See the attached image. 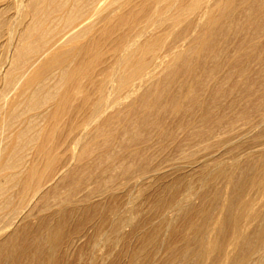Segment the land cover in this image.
Here are the masks:
<instances>
[{
    "label": "bare ground",
    "instance_id": "1",
    "mask_svg": "<svg viewBox=\"0 0 264 264\" xmlns=\"http://www.w3.org/2000/svg\"><path fill=\"white\" fill-rule=\"evenodd\" d=\"M235 1L237 0H137L136 1L137 3L136 2L133 3V0H0V238H1L0 258L3 257L6 258L7 256L9 257V255L10 254L12 255L15 251L14 243H15V239L17 238L16 234L17 232H19V230L18 228H16V231H11V232L9 231L14 230V227L16 225L22 224V221L24 223L25 220L29 218L30 214L22 215L23 213H21L23 209H25L24 206L29 203H32L33 199L37 196L39 191L45 185L49 183L51 184V182H53V180H55L58 176L60 177L64 175V173H67L71 163L76 162V160L78 159L80 160L84 156H86L87 147H88V146L86 147L88 143V142L86 143V141L88 140V138L89 139L91 138L94 132L95 134L93 137L94 138L93 143L94 141L95 143H97L98 138L103 139V137H104V141L100 140L98 141V143L101 142L100 144H102L103 142L105 143V141L106 142L108 141V138L106 140V137L103 136L102 133L100 135V137L102 138L98 137L99 136L98 134L96 135L98 131H101L99 127H100V123L103 120L105 121L102 122V125L106 124L107 126H109L108 123L111 121L110 118L114 114H111V116L108 117L107 114L110 113L108 110L110 109L115 110L114 112L116 113V117H114L115 115L112 116L114 119V118H118L117 115L121 116V113L125 115L128 112V110L132 112L134 107L133 108L131 107L134 106L135 103L142 104V108H143V104L144 106H146L144 103L145 101H147L146 103L148 104L150 101L154 102L157 99L156 94L158 92L156 87L157 84H155L154 82L155 78H158L156 79L157 81L160 79L159 77L164 75V73L166 74L172 73L173 69L176 68V64H178L179 61L185 62L184 64L188 63L187 61L184 60L185 49H198L197 50L198 53L202 49H204L206 44L208 43L206 41L207 38L206 37L204 38V35L206 36V34L209 32H210L209 34H211L214 28L218 26L216 24L221 19L226 18V16L234 7ZM239 6L238 8L241 9L240 13L243 14V16L244 14L246 15V18H248L246 20H249L248 21L249 24L250 22L252 23V27H249V29L254 27L255 30L253 31H256L258 29L263 28L262 32L264 35V23L261 22L262 19L264 18V0H242L241 2L239 1ZM10 10L12 11L11 15L8 14V11ZM254 11L262 13L263 17H260V19L255 18L254 20L250 19L252 17V16L250 17L251 12ZM217 28L216 30H218ZM222 31H224L223 28H220L218 30V33L220 34ZM210 37L212 38V36ZM170 39L172 40L171 42L173 43L170 46H167L169 45L168 43L170 42ZM167 40H169V42L166 45ZM259 40H261V38ZM165 46L166 48L167 47L168 48L166 49ZM164 48L166 49L165 51ZM88 49L90 50L99 49V50L98 51L96 50V52L92 51L91 53L93 54L89 53L88 55V52L90 51ZM86 50H87V55L90 56V58L93 56L91 59L89 58L90 60H87V62H85L86 59H83L82 56L85 54ZM109 50L112 51L111 53H109L110 55L107 54L108 52H110ZM248 50L249 49H247L246 51ZM239 52H243V51L240 49ZM245 53L247 55V52ZM106 55H109V57H107ZM248 57H250V54ZM82 59L85 62V65L84 64L82 65L81 62ZM249 59L251 60V58ZM106 60H107V66L109 65V68L107 70L105 67L104 69L101 68V66H99L101 64L104 65L106 63ZM181 65H179V67L177 68L178 70L179 68L181 69L180 67ZM216 65L219 66L218 62L216 63ZM245 65L247 64L245 63ZM175 70L176 69H174V71ZM161 73L162 75L160 76L159 74ZM186 73L193 74V66L189 67L187 65ZM227 74H230V72ZM217 77L221 78L220 75ZM217 77H213L212 74H208L207 80L205 81L204 79L206 84L207 81L209 82L208 85L204 87V84L201 83V85L203 86L202 89L208 90L210 91V93H212L210 94L212 95L211 100L212 98H214L213 94L217 93V89H218L216 87L218 86L217 84L221 81V80L219 81ZM226 78L228 79L229 75ZM242 78L244 77L242 76ZM193 80L197 84L199 83L200 78H198V76H195ZM238 82L240 83V81ZM220 84L219 86L221 88ZM241 86H243V84ZM87 87H92V88L87 89ZM244 88L245 87H243V89ZM89 89L92 91H88ZM254 89H256V87ZM220 90H221L219 91L220 93L225 92L222 89ZM181 91L182 88L180 90V93ZM183 91L186 92V93L184 92L181 93L184 94V97H182L181 95L183 99H181V97L180 98L178 97L181 100L177 99V101L179 100L182 103V101L185 100L184 98L188 97L190 101L189 99L188 100L186 99L187 101L186 100L185 101L187 102V104L190 105L188 106L185 105L187 107L183 109L181 103L179 105V103L176 102V104L172 105L171 102L174 101L172 100L170 102L171 103L170 105L172 106H170V110H169L170 117L177 116L178 114H183V116L191 115L192 118L190 119L192 120L189 119L190 121L186 123L185 121L178 122V124L175 126L176 127L175 133L177 134L176 129L178 131L180 130L179 132L180 136L177 137L176 135L175 138L172 137V133H173L172 130L171 131L169 130L170 132H172L169 133V131H165L163 126L158 128L156 127L155 128L156 131H154V137L157 138L156 140L159 139L158 145L161 146L160 148H158V150L162 151L161 148L172 150L175 156H177L176 155L177 153L178 155L180 154V156L177 157L178 160L180 159L182 161L183 160L188 161V163L189 162L193 163L192 161L193 156L191 155L193 152L191 153L189 151L190 153L187 154L183 153L184 151L183 148L185 146L186 147L188 146L189 141H193L197 144H202L203 149L205 151H209L213 146L212 145L213 141L211 142V140L215 139V137L217 138L219 134L222 136L221 138L222 140L216 142V147H217V143L221 145L230 144L232 145V147H236L238 144L236 143L235 145L234 143L235 141L232 142V139H233V135H235V132L237 135L238 130L235 131V128L238 127L239 124L238 125L236 124L237 125L236 127H233V124L235 126L234 122L238 121L239 119L243 121L244 124L242 123V126H244V129L247 128V132L248 130L253 131V129H256L257 127L260 128V126H263L264 128V100L262 101V99H260L262 102L260 101V103H258L259 105L253 104L254 107L251 106L252 112L254 111L257 116V118L254 117V119L256 118L255 120H252L250 118L252 115L250 116L249 114L251 113L248 114V112H246V114H242L240 112L241 115L238 114L240 117L234 120H226L224 119L226 118V116L222 117L224 115V114L222 115L223 112L220 113L222 115L221 116L219 114L212 113L213 110L210 106L208 105L202 106V102L206 101V99L204 98L205 100H203V98L202 99L200 98V101L197 100L198 98L197 96L196 98L195 95H191L190 87ZM247 91H245L246 94L248 93ZM205 93L207 92L205 91ZM158 94L160 95L162 93H158ZM224 94L225 93H222V96H224ZM251 94L252 92L250 93V95ZM166 96L168 97L169 94L166 93ZM172 96H176V95L173 94ZM261 97L262 96H260V98ZM172 99H176V98H172ZM216 99L217 98H215V100ZM157 102L158 100L155 101L156 104ZM160 102L161 101L159 100V105ZM215 102L217 104V100ZM155 103L153 106H151L152 108L150 107L151 108L150 112L149 110L147 111L148 113H153V115L156 114L155 118H152L153 116L152 114H150L151 116L148 114V116H150L152 120L154 119L153 121H151L152 123L147 121L148 116L147 117L144 116L145 118L144 117L138 118L139 120L136 119L137 116L135 118L132 117L135 120H138L137 122H135V124L133 123V126H131L132 131H133V127L135 128V132L133 131L130 133V130L129 132L128 130H126L127 127L129 128L128 121L126 124L127 127L126 126L124 127V125L122 124V122L124 123V121L127 120L126 118L131 113L130 112H129L130 114L127 113L125 117H123L125 119L122 118L124 120V121L122 120L121 122V125L124 128V131L122 132H124L126 136H127L126 133L130 135L126 139L123 136L124 140L121 141L120 144L121 147H126L127 149L129 148L128 145H130L131 143L134 144V141H135V145L136 142L138 143L139 141H141L140 145L142 146L134 147L131 150H126L124 154L115 156V158L120 157L119 159H123V160L126 158L127 162L118 163L115 165H112L111 163L108 169H106L102 173L104 174L108 172L109 175L105 174L106 176L104 175L102 176L101 174L99 176L101 179L99 181L101 183L99 182L100 185L97 184L98 186H96L95 188L90 187V184L86 182L88 180L86 181L82 180L83 182L85 181L82 188H80L79 186L75 187V185L73 188H78L79 190L70 188L73 189V191L69 190L70 192L73 193V194L71 193V198L61 201V203L58 202L59 200L57 201L56 198H54L57 202H53L56 203L55 205H53V207L54 206L58 207L59 211L57 209L56 213L53 212L55 213L53 214V216L55 215L53 218L59 216V214H61V216L63 217L62 213L65 210H67L68 207H71L72 212L76 210L78 213L80 212L83 215L85 214L89 215L88 212L93 211L90 210L91 206H89V204L91 203L92 200L95 199V197L96 198L101 197L102 199V197L105 196L106 198L108 196L110 198L113 197L114 194L122 191L125 187H130L131 189L132 188L135 189L136 196L134 195V196H130V198H127V200L125 201L126 204L123 208H114L115 205L113 206L111 205L114 208L112 209L113 211L110 210V212L111 211L113 212L112 214L113 216H111L112 223L110 225L111 233L108 234L109 232H107V234L108 236H110L111 234L112 236L114 235L113 236L115 238L114 244L117 245L120 242V240L123 238L122 231L125 227L134 226L135 228L133 222L134 219H136V217H133L134 215H132L133 207L132 206L129 207L128 205L130 204L133 205L137 197L139 198L140 195L143 196V194L146 193L147 188L150 190L151 185L152 186L157 185L158 182L163 178L161 176V174L164 173L163 169L164 170L168 169L165 166L164 168L163 165L165 163L167 164L168 162L174 160L172 158L167 157L169 153L166 155L165 151H163V154H165L166 156L160 154L161 152L159 153L160 154L159 156H157L156 154L150 155L152 151H150V154H148L149 149L152 150L151 145L153 144L151 143H155L154 142L155 139L152 140L154 138L152 135L148 136L150 133L149 134L146 133L147 136L146 138L145 132L143 133L142 131H147L146 128H149L155 122L160 120L157 114L163 109L164 111L167 109V105H165L166 107L165 109L163 104H162L163 106H159L158 104L156 105ZM204 103L205 102H203V104ZM164 104H166V101L164 102ZM196 106L200 110L199 114H197L199 111L195 112L198 110V109L195 110ZM147 107L149 106L147 105ZM159 108H161L162 110H160ZM215 110L218 111V108H216V106H215ZM215 110L214 112H216ZM85 111L88 112L84 113ZM124 111L126 112L125 114L123 113ZM141 112H146V110ZM64 113L70 114V116H72L71 114H73L74 119L68 125V130L67 133H65L66 134L65 138L63 139L61 144L58 143V146L60 144L61 146L59 147L62 148H64L63 146L66 145L65 147L67 150L65 151L66 152L65 155L64 153L62 154V157L65 156L63 157L64 162L57 165L54 163V161L56 160L55 157H57L56 154L59 155V152L55 153V155L52 153V150L54 151V146L52 145L53 142L55 143L57 142L55 141V139L57 138L54 139V137H51L52 135L53 136L55 135L53 134L54 132L52 133V135L51 133L50 134L47 133L56 130L57 127L62 126V125L59 126V119L61 116H63ZM146 113L144 115H146ZM161 113L162 112H160L159 115ZM141 114L142 113H140V115ZM105 115H107L106 116L107 119L106 117L104 118ZM238 115H236V117ZM184 117L183 120L185 119ZM233 117L234 116H232V119ZM56 118H58V120H55ZM77 118L80 119L81 121L77 120ZM53 119L55 120L54 124H53ZM51 120L52 123L49 122ZM68 120H70V118ZM135 120L131 119V121H135ZM148 120L150 121L149 118ZM193 123L198 124V126L202 128H196L195 126L193 127L192 126ZM51 124H53V126ZM49 125L50 127H48ZM242 126L239 127L240 130H244L242 129ZM232 128L235 132L231 131ZM137 129L142 130L141 133L138 132ZM76 130L80 132L79 133L77 132L76 133L77 135H73L74 132H76ZM256 131L259 132V130ZM240 132L243 133L242 131ZM240 132H238V134ZM231 133H233V135H231ZM244 135H246L245 130H244ZM260 136L258 137L262 138ZM143 137L145 138L143 139ZM163 138L165 141L168 140L167 144L169 143V145H166L165 148L163 145L159 143V141H161V139ZM237 139L240 140L241 137L239 138L237 137ZM253 140H255V138ZM253 140L252 142H254ZM257 140H255L254 143H259L258 145L256 144L259 148L256 146L258 149L257 150L255 149L256 152H254V154L259 153V155L257 156L258 160L256 159L257 157L255 158V161L257 160V162L255 163L254 161L255 164L252 165L253 167L250 168L251 169L250 172L253 173V176L251 175L249 176H251L252 178L250 177L251 179L250 180L248 179L249 182L247 181L246 178H244L245 181H247L246 182L247 184L244 182V185L242 184L241 187L240 186L236 187L235 189L238 188L239 191L238 193L237 192L235 193V190H233L234 195L237 194L236 200L230 201L227 198H225V196H222V193L218 191L215 192L214 198L212 197V195L210 196L213 198V200L216 199L217 201H219V206H217L219 207L218 216L216 217L217 213L214 214L216 219L215 221H212L214 222V224L212 223V226H209L210 224L207 226L204 225L205 221H207V219L210 217L209 216L207 219L205 217L206 215L208 216L209 214H211V213L207 214L209 211H206V215L204 214L205 216L202 213V215L204 216L202 218L206 219L204 221L202 220L203 221L202 227L200 226L201 223L200 225L198 223L197 227L193 226L192 223H189L190 224L189 228L190 229L192 227L197 228L196 231L200 234L199 235L200 237L198 238V235L195 233L198 238L197 240L198 244L196 242L197 238H195V236L194 237L190 236L191 238L188 237L189 239L192 240L194 238L197 248L192 247L193 250L191 251V248L189 250L190 246L187 244L186 245L187 247L183 246L184 249L180 250L181 251L180 253H177L175 251V254L176 253H177L176 255L179 254L181 258V262L180 263L177 262V264H190V263L191 264H264V148H263L264 140L260 139L259 140L260 142L259 141L256 142ZM247 141L246 143H248ZM156 144L157 141L155 145ZM59 147H57L55 151L59 150L58 149ZM62 148H60V150H62ZM190 149L192 148L190 147ZM203 149L200 148L201 151L199 149L197 150L199 151L198 155L200 152H201L200 154L202 155V152L204 151ZM224 149L222 152H224ZM228 149L225 150L228 151ZM240 149L242 150L243 148H241L240 146L239 150ZM186 150H188V148H186ZM193 150L194 152L196 151L195 149ZM236 150L234 151V153L236 152ZM243 150H242L243 153L240 151V153L242 154L239 155V157L236 158L234 161L230 158L232 162L229 163L230 165L228 164L229 167H223L222 162L224 161L222 160H220L222 161L221 162L222 165L219 164L218 162L214 163L212 169L203 168V166L201 167L202 163L199 164L200 169L199 167L198 169L201 171L202 174V176H199V178L201 177L203 178L201 179V181H203L204 184L207 182H209L210 184L212 182L215 185L218 180H221L224 182L225 188H229L232 182L235 184L236 181L235 182L233 181V176L234 173L239 168V160L241 159V161L246 162L250 158L252 159L253 157V155L250 154L251 152L249 151L244 152ZM152 153H154V151ZM240 153L236 152L235 155H238ZM250 155L251 157L249 158ZM198 157L199 158L203 157V159L206 158L204 157V154L201 157L200 155L197 156V158ZM232 158H235L234 155ZM104 159H108V156L106 154ZM216 161L218 160H215L214 162ZM247 163L249 164V162H246L244 163V165H246ZM40 165L43 166L42 170L38 169ZM169 165H167V167ZM176 166L175 168H177ZM190 167L188 169H190ZM178 168L179 169L177 171H179L178 172L179 174L181 171L180 169L181 167L178 166ZM172 169L174 170V167ZM169 170L170 169H168L167 171ZM39 172H41L40 178L37 180V183H35L36 185L33 186L32 183L34 182V179L39 174ZM191 175H193V173H191ZM249 176L247 177L249 178ZM178 177H180L181 179V177L184 176L179 174ZM187 180L188 179L186 178V181ZM146 182H149V185L147 184L148 185L147 187H146ZM187 182H188L187 183L188 186V184L191 183V181L190 182L187 181ZM238 182L239 181H237V183ZM160 183L162 184L163 182ZM77 185L78 183L76 184V186ZM192 187L193 186H191V188L190 186L185 187L187 188L185 189V193H183L184 190L182 189L183 194L181 195L182 196L181 198L179 197L178 199V197L175 196L177 199H175L174 197L175 200H173L174 194H172L171 195L172 199L170 198L171 201L168 200L169 202L164 203L165 211L162 213L163 217H161L162 218L161 220L164 222V224L167 223V225H169L168 219L169 220L173 219L172 217L176 213H180L185 207L188 206L190 208L192 203L191 198L195 195L197 197L196 194L197 192L193 193L192 190L194 189V187L193 189ZM126 191L129 192L128 188L127 190H125V192ZM212 198H210L211 200L210 199L209 200L212 201ZM97 205L98 204H94L93 208L95 209ZM102 205L103 204H101V206ZM61 216H59L60 218H56L58 220L56 221L54 220L56 223L55 225H49L51 222L48 224L46 223L51 218L50 219L47 218L48 219L47 220L46 216L43 218L40 217L41 222H37V223H40L42 225V227L40 228L42 230V233H39V235H41V239L38 240L37 242H33L34 238L32 236L28 237V238H32L31 241L33 243L29 242L28 240L30 239H28L26 242L32 244L30 246L27 243L26 246L28 247L29 245V248L32 249L29 254L31 256L30 259L36 264H58L57 252H60L58 249L61 248L60 244H62L63 242L64 245L61 255L63 256L67 255L69 257L70 254H71L70 256H72L73 254L72 252L74 251L73 247L75 245L73 246V243L75 242L76 244V241L78 242V240H81L83 239L84 236H86L85 235L86 232H83L81 228H78L80 225L78 224V221L81 220V218L79 219V217H77L79 219V220L76 219L78 227L77 226L73 227L75 230L73 229V231L68 232V234L64 232L65 234H67L66 238H64L65 236V234L63 233L64 227L62 226L64 221L61 219ZM158 216H160V214H158ZM103 219L100 220L103 221ZM105 219L107 220V218ZM210 219L211 217L208 219V221ZM66 220L68 221V219ZM84 221L86 220H83V223ZM79 222L81 223V221ZM163 222H160L161 223L160 228L162 225H164ZM225 223H227V231L225 230L227 233L223 235L222 231H224V229L226 228L225 227L223 228L222 226H226ZM97 224H95L94 226L95 229L93 228L94 233L97 231V226L98 228L101 227L100 224H99L100 226ZM253 226L254 228L251 229ZM139 231H141V229H139ZM20 233H18V235H21ZM24 234L25 233H23V236ZM95 237L96 235L92 233L90 239L88 238V242H87L88 252L89 254L92 255L96 250V247L98 248L99 243L103 241V238L105 239L104 242L108 239V237L104 235V237L100 238L98 241L97 240L95 241L94 240ZM183 238H187V237H183ZM25 240L24 243L22 242L24 244L23 246H25ZM153 240L154 238H151L148 243H152ZM109 241L110 240L108 239L106 242ZM15 245L18 246L17 241ZM180 245L178 247H180ZM9 246H11L10 251L12 252L10 254L7 252ZM16 252H18V250H16ZM170 253L174 255V252L172 253L171 251ZM173 255H171L172 258L169 255V258L172 261L176 259ZM100 258L103 259L102 255ZM21 259H23L22 256ZM17 260L19 261V259ZM170 260L168 259V262ZM10 261H12V259ZM31 261L29 260V262ZM172 261H170L169 263H171ZM100 263L102 264L104 263V261ZM11 264L13 263L11 262ZM16 264L18 263L16 262ZM20 264H22V262ZM25 264H27V261Z\"/></svg>",
    "mask_w": 264,
    "mask_h": 264
},
{
    "label": "rangeland",
    "instance_id": "2",
    "mask_svg": "<svg viewBox=\"0 0 264 264\" xmlns=\"http://www.w3.org/2000/svg\"><path fill=\"white\" fill-rule=\"evenodd\" d=\"M137 1V0H136ZM136 1H134L133 0V3H135ZM239 1L241 2L242 0H237V1H235V3H234V7L232 8V10L229 12V14L226 16V18H224V19H221L216 25H218V26H216L215 28H214V30L211 32V34H209V33H205L206 34V36L204 35V38L206 37L207 38V44H206V46H205V48L204 49H202L199 53L197 52V50L198 49H185V53H184V60L185 61H187L188 63H186V64H184L185 62H178V64H176V68H174V69H176L175 71L176 72H178V73H176L175 71H174V69H173V71H172V73H168V74H166V73H164V71H163V73H164V75L163 76H161L162 75V73L161 74H159L161 77H159L160 79L159 80H157L156 81V79H158V78H155V80H154V82H155V84H157V90H158V92H157V94H156V100L155 101H157L158 100V102H157V104L159 105V100L161 101L160 102V105L159 106H163L164 105V107H165V105H167V109H166V107H165V111H164V109L162 110L161 108H159L160 110H162V111H160V112H162L160 115H159V113L157 114L158 116H159V118H160V120H158L157 122H155L153 125H151L149 128H146L147 129V131H142V130H138V132H140L141 133V131L144 133L145 132V137L147 138V136H146V133L147 134H149L148 136H153L154 137V131H156L155 130V128L157 127H161V126H163L164 127V129H165V131H171L172 130V132H170L169 131V133H172V137H174L175 138V136L177 135V137L178 136H180V130L178 131L177 129H176V132H177V134L175 133V126L178 124V122L179 121H182V122H184L185 121V123L186 122H188V121H190V120H192V119H190V118H192L191 117V115H189V116H183V114H178L177 116H173V117H170V113H169V110H170V106H172V105H174V104H176V102L177 103H179V105H180V101L179 100H181V99H183L182 97H184V94H181V93H183L184 91L183 90H186V89H188L189 87L191 88V95H195V97L197 98V100H199L200 101V98L202 99L203 98V100H205L206 99V101H203V100H201V101H203V102H205L204 104H203V102H202V106H210L211 108H212V110H213V112L212 113H216V114H219V115H221L220 113H222V117H224V116H226V118H224V119H226V120H234V119H236V118H238V117H240L239 115H241V113L242 114H246V112H248V114L249 113H251V114H249L251 117V119L252 120H255L256 118H257V116H256V114H255V112L253 111L252 112V107H254V105L255 104H258V103H260V99H262V101L264 100V35H263V32H262V30H263V28H261V29H258V30H256V31H253V30H255L254 29V27L253 28H250L249 29V27H252V23L250 22V24H249V20H246V19H248V18H246V15L244 14V16H243V14H241L240 13V8H238V6H239ZM137 3V2H136ZM240 7V6H239ZM11 13H12V11L10 10V11H8V14L9 15H11ZM219 15V14H218ZM254 15V16H253ZM248 16V15H247ZM252 16V17H251ZM249 17V16H248ZM251 17V18H250ZM250 19H260V17H263V15H262V13H260V12H256V11H254V12H251V15H250ZM254 17V18H253ZM239 18V19H238ZM225 19H226V22H225ZM235 20V21H234ZM244 20H246V21H244ZM238 21H239V23H238ZM241 21V22H240ZM223 22V23H222ZM225 22V23H224ZM245 22V23H244ZM248 22V23H247ZM261 22H263L264 23V18L262 19V21ZM228 24V25H227ZM247 24V25H246ZM168 25V24H167ZM234 25V26H233ZM241 25V26H240ZM240 26V27H239ZM218 27V28H217ZM165 28V27H164ZM216 28L219 30L220 28H223V30L225 31H222L220 34L218 33V30H216ZM226 28V29H225ZM209 35V36H208ZM215 35V36H214ZM218 35V36H217ZM210 36H212V38L210 37ZM258 37H259V39L261 38V40H259L258 39ZM263 37V38H262ZM211 40V42H210V40ZM251 40V41H250ZM172 40L170 39V42H169V40H167V42H166V45H167V43L169 44V45H167V46H170L173 42H171ZM254 41V42H253ZM259 41V42H258ZM250 42V43H249ZM234 45V46H233ZM256 46V47H255ZM165 48H166V46H165ZM164 48V51L168 48H166L165 49ZM170 48V47H169ZM236 49H237V52H236ZM240 49L243 51V52H239L240 51ZM244 49V50H243ZM247 49H249L248 51H246ZM88 50H90V49H88ZM96 50L97 49H91L89 52H88V55H89V53H91L92 51L94 52H96ZM99 50V49H98ZM97 50V51H98ZM104 50V49H103ZM105 50H108V49H105ZM110 52H108L107 54H109V53H111L112 51L111 50H109ZM245 52H247V55H246V53ZM249 52V53H248ZM91 54H93V53H91ZM249 54H250V57H248L249 56ZM252 54V55H251ZM87 55V50H86V52H85V54L84 55H82L83 56V59H86L85 60V62H87V60H90L91 58H90V56H88ZM110 55V54H109ZM109 55H106L107 57H109ZM246 55V56H245ZM88 57V58H87ZM106 57V58H107ZM248 57V58H247ZM256 57V58H255ZM90 58V59H89ZM233 58V59H232ZM249 58H251V60L249 59ZM262 60H260V59ZM83 59L81 60V62H82V65L84 64L85 65V62L83 61ZM231 59V60H230ZM247 59V60H246ZM254 59V60H253ZM260 61H259V60ZM245 60H246V62H245ZM244 61V62H243ZM257 61V62H256ZM218 62V65L219 66H217L216 65V63ZM230 62V63H229ZM248 62V63H247ZM109 63V62H108ZM232 63V64H231ZM245 63L247 64V65H245ZM110 64V63H109ZM181 64H183V65H181ZM263 64V65H262ZM105 65V66H104ZM104 65H99V66H101V68H106V70L109 68V65L107 66V60H106V63L104 64ZM179 65H181L180 67H181V69L179 68V70L177 69L178 67H179ZM187 65L190 67H192L193 66V74H189V73H186V68H187ZM104 68V69H105ZM234 70H236V71H234ZM247 72H246V71ZM231 71H233V72H231ZM174 72H175V74H174ZM230 72V74H227V73H229ZM208 74H212L213 75V77H217V76H219L220 75V77L221 78H219V77H217L218 79H219V83L217 84L218 86H216L217 88V93L215 94H213V96H214V98H212V100H211V97H212V95H210V94H212V93H210V91H208V90H204V89H202V85H201V83H203L204 84V87L206 86V85H208V81H207V84H206V80H207V77H208ZM233 74V75H232ZM158 75V76H159ZM223 75V76H222ZM229 75V78L227 79L226 77ZM157 76V77H158ZM195 76H198V78H200V80H199V83H197L196 84V82L193 80L194 79V77ZM226 76V77H225ZM242 76L244 77V78H242ZM223 77V78H222ZM251 77V78H250ZM242 78V79H241ZM247 78V79H246ZM204 79H205V81H204ZM223 79V80H222ZM203 80V81H202ZM223 81V82H222ZM238 81H240V83L238 82ZM245 81V82H244ZM255 81H256V84H255ZM222 82V83H221ZM243 82V83H242ZM221 83V84H220ZM235 83H237V84H235ZM245 83V84H244ZM249 83V84H248ZM250 83H251V86H250ZM219 84L221 85V88H220V86H219ZM239 84V85H238ZM243 84V86H241ZM258 84V85H257ZM222 85H223V87H222ZM235 85H237V86H235ZM260 85H262V86H260ZM234 86H235V88H234ZM249 86V87H248ZM182 88V91H181V93H180V90H181V88ZM233 87V88H232ZM236 87H238V88H236ZM241 87V88H240ZM243 87H245L244 89H243ZM251 87V88H250ZM256 87V89H254ZM88 88H92V87H87V89ZM222 89L223 91H225V92H219V91H221L220 89ZM224 88H225V90H224ZM250 89V90H248V89ZM260 88V89H259ZM237 89H239V90H237ZM242 89V90H241ZM228 90H230V91H228ZM248 90V91H247ZM88 91H92V90H88ZM205 91L207 92V93H205ZM232 91H233V93H232ZM245 91H247L248 93V96H247V94H246V92ZM229 92V93H228ZM252 92V94L250 95V93ZM255 92V93H254ZM91 93V92H90ZM158 93H162V94H158ZM166 93H168L169 94V96L167 97L166 96ZM184 93H186V92H184ZM209 93V94H208ZM222 93H225L224 94V96H222ZM227 93V94H226ZM231 93V94H230ZM173 94H175L176 96H172ZM180 94V95H179ZM158 95H159V97H158ZM181 95H182V97H181ZM216 95V96H215ZM260 96H262L261 98H260ZM181 97V99H179V98ZM210 97V98H209ZM219 97H220V99H219ZM162 98V99H161ZM172 98H176V99H172ZM205 98V99H204ZM215 98H217L216 100H217V104H216V100H215ZM171 99V100H170ZM177 99H179L178 101H177ZM185 100L187 99H189L188 97H185L184 98ZM153 100V99H152ZM170 100V101H169ZM172 100H174V101H172ZM182 101V103H181V105L183 106V109L184 108H186L188 105H190V104H187V100L186 101ZM215 100V101H214ZM155 101L153 102V101H150L149 102V104L148 103H146L147 101H145L144 103H145V105L146 106H144V104H143V108H142V104H140V103H135L134 104V106H132L131 108H133V111L131 112V111H129L128 110V112L127 113H129L130 115L126 118L127 120H123V119H125V118H123V117H125V115L127 114L125 111L123 112L125 115H123L122 113H121V116L120 115H117V117L118 118H114L113 119V117L112 116H114V117H116V113L114 112L115 110L114 109H110V110H108L110 113H108L107 115H108V117L109 116H111V114H114V115H112L111 116V121H112V123H111V121L108 123V125L109 126H107L106 124H104V125H102V122L103 121H105V120H103L101 123H100V127H99V129L101 130V131H98L97 133H96V135L98 134L99 136L98 137H100V135H101V133H102V135L103 136H105L106 137V140H107V138H108V143L105 141V143L103 142L102 144H100V143H98V141H104V137H103V139H99L98 138V141H97V143H95V141H94V143H93V137H94V134H95V132H94V134H92V136H91V138L89 139L88 138V140L86 141V143H87V145H86V147H87V154H86V156H84L82 159H78V160H76V162H73V163H71V165H70V168H69V170H68V172L67 173H64V175H62V176H58L55 180H53V182H51V184L49 183V184H47V185H45L40 191H39V193L37 194V196L33 199V201H32V203H29V204H27V205H25L24 206V208L25 209H23V211L21 212V213H23L22 215H29L30 214V216H29V218H27L26 220H25V224L23 223V221H22V224H19V225H16L15 227H14V230H10L9 232H11V231H16V228H18V230H19V232H17V238L15 239V243H16V241H17V243H18V246H16L15 245V243H14V246H15V251H14V253L11 255L10 253H12L11 251H10V247L11 246H9V248L7 249V252L10 254L9 255V257L7 256L6 258H4L3 256H1V257H3V258H0V261H2V262H0V264L2 263V264H11V262L13 263V264H16V262L18 263V264H20L21 262H22V264H25L26 263V261H27V264H36L35 262H33V261H31V259H30V252H31V248H29V245L31 246V244L33 243V242H37L38 240H40L41 239V235H39V233H42V230L40 229L41 227H42V225L40 224V223H37V222H41V219H40V217L41 218H43V217H45L46 216V219L48 218V219H50L49 221H47L46 223L48 224V223H50L49 225H55L56 223H55V221L56 220H58V219H56V218H60L59 216H61V214H59V216H56L55 218H53L54 216H53V214H55L56 213V211H57V209H58V211H59V208L58 207H56V206H54L53 207V205H55L56 203H53V202H57L58 200V202L59 203H61V201H64V200H67V199H69V198H71V193L72 192H70L71 190L73 191V189H78V188H73L74 187V185H75V187H80V188H82L83 187V185H84V182L86 181V180H88V181H86V182H88V184H90V187H92V188H95L96 186H98L97 184H99L100 185V181L99 180H101L100 179V175L106 170V169H108V167L110 166V164L112 163V165H115V164H118V163H126L127 161V159L125 158L124 160L123 159H119L120 157H116L115 158V156H119V155H121V154H124V152H126V150H131V149H133L134 147H140V146H142V145H140L141 144V141H139L138 143L136 142V145H135V141H134V144L133 143H131L130 145H128L129 146V148H127L126 149V147H121V141H123L124 139H123V136L125 137V139L126 138H128V136L130 135V134H128V133H126L127 134V136L125 135V133L124 132H122V131H124V128H123V126L121 125V122H122V120L124 121V123L122 122V124L124 125V127L126 126L127 127V121H128V125H129V128L127 127V129L126 130H128V132H129V130H130V133L131 132H135V128L133 127V131H132V127L131 126H133V123L135 124V122H137L139 119L138 118H142V117H147L148 116V114L150 115V114H152L153 115V113H148L147 111L149 110V112H150V110H151V106H153L154 105V103H155ZM166 101V104H164V102ZM167 101H169V102H167ZM172 101V102H171ZM189 101H190V99H189ZM188 101V102H189ZM214 101V102H213ZM235 101V102H234ZM261 101V102H262ZM172 103V105H170L171 103ZM173 102H175V103H173ZM168 103V104H167ZM183 103H186V104H183ZM190 103V102H189ZM213 103V104H212ZM231 103V104H230ZM156 104V103H155ZM156 104V105H157ZM163 104V105H162ZM235 104V105H234ZM254 104V105H253ZM139 105V106H138ZM140 105H141V108H140ZM147 105L149 106V107H147ZM185 105H187V106H185ZM216 106V108H218V111H216L215 110V106ZM218 105H219V107H218ZM259 105V104H258ZM136 106H138V107H136ZM252 106V107H251ZM136 107V108H135ZM151 107V108H150ZM146 108V109H145ZM148 108V109H147ZM150 108V109H149ZM181 108V107H180ZM195 108V107H194ZM214 108V109H213ZM220 108V109H219ZM221 108H222V110H221ZM225 108V109H224ZM249 108H251V109H249ZM143 109V110H142ZM182 109V108H181ZM198 109V110H197ZM130 110H132V109H130ZM139 110V111H138ZM144 110H146V112H141V111H144ZM194 110V109H193ZM195 110H197V111H195V112H198L197 114H199L200 113V110H199V108H197V106H196V108H195ZM214 110L216 111V112H214ZM221 110V111H220ZM249 110V111H248ZM89 111V110H88ZM88 111H85L84 113H87ZM127 111V110H126ZM225 111H226V113H225ZM114 112V113H113ZM218 112V113H217ZM241 112V113H240ZM244 112V113H243ZM137 113V114H136ZM140 113H142L141 115H143V116H141L140 115ZM146 113V115H144ZM66 116H65V115ZM63 114V116H61L60 117V119H59V126H61V127H57L58 128V130H57V128H56V130H54V131H50V132H48L47 134H50L51 133V135H52V133L53 134H55L54 136L52 135L51 137H54V139L55 138H57V139H55V141H57L56 143L55 142H53V145L52 146H54V151L52 150V153L55 155V153H58L59 152V155H57L56 154V156L57 157H55L56 158V160L54 161V163L55 164H61V163H63L64 162V158L63 157H65V156H63L62 157V154L64 153V155H65V151L67 150L66 149V145L65 146H63L64 148H62V147H59V146H61L60 144H61V142L63 141V139L65 138V136H66V134L65 133H67V130H68V125H69V123L74 119V115L73 114H71L72 116H70V114H66V113H64ZM132 114H134V115H132ZM193 114V113H192ZM195 114V113H194ZM230 114V115H229ZM238 115L237 117H236V115ZM254 114H255V116H254ZM258 114V113H257ZM67 115H68V117H67ZM86 115V114H85ZM107 115H105L104 116V118L107 116ZM123 115V116H122ZM155 115L156 114H154L153 116H152V118H155ZM214 115V114H213ZM137 116V118L136 119H138V120H135L134 118ZM140 116V117H139ZM151 116V115H150ZM150 116H148V118L150 119V121L148 120V118H147V121L148 122H150V123H152L151 121H153L152 120V118L150 117ZM232 116H234L233 117V119H232ZM81 117V116H80ZM120 117H121V119H120ZM132 117H134V118H132ZM144 117V118H145ZM178 117V118H177ZM183 117L185 118L184 120H183ZM254 117H256L255 119H254ZM70 118V120H68ZM79 118V117H78ZM77 118V120H79V121H81L80 119H78ZM82 118V117H81ZM123 118V119H122ZM129 118H131L132 120H135V121H131V119H129ZM143 118V119H144ZM172 118V119H171ZM174 118V119H173ZM106 119H107V117H106ZM130 121H129V120ZM190 119V120H189ZM55 120H58V118H56ZM55 120L53 119V124H54V122H55ZM78 121V122H79ZM145 121H146V119H145ZM241 120L239 119L238 121H236V122H234L235 123V126H234V124H233V127H236L238 124H239V126L238 127H236V128H238V129H236L235 128V131H237L238 130V132H240V131H242L243 133H239L238 134V132H237V135H236V132L233 130V128H232V130L231 131H233V132H235V135H233V133H231V135H233V139H232V142H234L235 143V145H236V143L238 144L236 147H232V145H230V144H219V143H217V147H216V142H218V141H221L222 139V136L219 134V136H217V138L215 137V139H213V140H211V142L213 143H211L213 146H212V148H211V150H209V151H205L204 149H203V145L202 144H197V143H195V142H193V141H189V143H188V146L186 147V148H188V150H186V148L184 147L183 148V153H185V154H187V153H192L191 155L193 156V163H194V165H193V163L192 162H189L188 163V161H185V160H178V158L177 157H179L180 156V154L178 155V153L176 154L177 156H175L174 155V152L172 151V150H168V149H162L161 148V150L162 151H159L158 150V148H160L161 146L160 145H158V140H156L157 138L156 137H154L152 140H154V142L156 143V141H157V144L155 145V143H151V144H153V145H151V147H152V150H150L149 149V152H148V154H150V151H154V153H152L151 152V154L150 155H157V156H159L160 154H163V151H165V154L167 155L168 153V156L167 157H169V158H172V159H174L173 161H171V162H168L167 164L165 163L164 165H163V167L165 166L166 168H168V169H170L169 171H167V170H164L163 169V171H164V173H162L161 174V176L163 177H161L162 179L158 182V184L157 185H151V188H150V190L147 188V190H146V193L145 194H143V196L142 195H140L139 196V198H141V199H139L138 197L136 198V200H135V205L133 204H130V205H128L129 207L130 206H132L133 208H132V215H134L133 217H136V219H134V222H133V224L135 225V228H134V226L133 227H131V226H128V227H125L124 229H123V231H122V239L120 240V242L117 244V245H115L114 244V240H115V238L112 236V234L110 235V236H108V234H110L111 232H110V225H111V223H112V217L111 216H113L112 214H113V210L112 209H114V208H123L124 206H125V204H126V200H127V198H130V196H134L135 195V193H136V191H135V189H131L130 187H125L122 191H120V192H118V193H116V194H114L113 195V197H106L105 198V196L104 197H102V199H101V197H98V198H96L95 197V199L94 200H92L91 201V203L89 204V206H91V208H90V210H93V211H89L88 212V214L89 215H83V214H81L80 212V214L76 211V210H74V212H72V209H71V207H68V209L67 210H65L63 213H62V215H63V217L61 216V219L66 223H64L63 222V233L65 232V233H67L68 234V232H72L73 231V227H78V225H77V220H79L80 218H81V220H79V221H81V223L78 221V224H80L79 225V227L78 228H81V230L83 231V232H86L85 233V235L86 236H84L83 237V239H81V240H78V242L76 241V244H75V242L73 243V249H74V251L72 252L73 254H72V256H70L69 255V257L67 256V255H65V256H63V255H61L62 254V250H63V247H64V245H63V242H62V244H60V247L62 248H58L59 249V251L60 252H57L58 253V264H101L100 262H102V261H104V263H102V264H171L172 262V264H177V262L178 263H180L181 262V258H180V256H179V254L178 255H176L177 253H180L181 251L180 250H183L184 248H183V246H186L187 244L190 246H188L189 247V250H190V248H191V251L193 250L192 249V247L193 248H197V246H196V244H195V240H194V238H193V240L192 239H189V238H191V237H194L195 236V238H197V235H198V238L200 237L199 235V233L196 231V229L197 228H195V227H197L198 226V223H199V225H200V223H201V227H202V223H203V221L204 220H206L209 216L211 217V219L209 220L210 221V223H209V221H208V219L210 218H208L207 219V221H205V224L204 225H209V226H212V223L214 224V222H212V221H215V219H216V217L218 216V211H219V207H217V206H219V201H217L216 199H214L213 200V198H214V194H215V192L216 191H218V192H221L222 193V196H225V198H227L228 200H236L237 199V194H235L234 195V191L233 190H235V193L237 192H239L238 191V188L237 189H235L236 187H241L242 186V184L244 185V182L246 183L247 181L249 182V180L252 178L251 176H253V173H251L250 171H251V167H253L252 165H254L256 162H257V160H258V155H259V153H255L254 154V152H256L255 151V149L257 150L259 147L257 146L259 143H254L255 142V140H257L259 137L258 136H260V137H262V138H264V131H262V130H264V128H263V126H260V128H256V129H253V131H254V133H253V131H249L248 130V132L250 133H248L247 132V128L246 129H244V126H242V123H243V121H241ZM50 123H52V120L51 121H49ZM114 122V123H113ZM176 123V124H175ZM53 124H51L52 126H53ZM131 124V125H130ZM237 124V125H236ZM244 124V123H243ZM106 125V126H105ZM242 126V129H244L245 130V134L246 135H244V130H240L239 129V127H241ZM192 126L194 127H196V128H202V127H200V126H198V124H192ZM48 127H50V125L48 126ZM262 127V128H261ZM122 128H123V130H122ZM137 128V127H136ZM49 130V129H48ZM189 130H192V129H189ZM240 130V131H239ZM256 130H259V132H257ZM56 131V132H55ZM78 131L76 130V132H74V134L73 135H77L76 133H77ZM80 132V131H79ZM78 132V133H79ZM100 132V133H99ZM127 132V131H126ZM137 132V131H136ZM252 132V133H251ZM261 132V133H260ZM124 133V134H123ZM142 133V134H143ZM263 133V134H262ZM259 134V135H258ZM95 135V136H96ZM241 135H244V136H241ZM257 135V136H256ZM48 136V135H47ZM50 136V135H49ZM144 136V135H143ZM235 136V137H234ZM245 136H248V137H245ZM97 137V136H96ZM145 137H143V139L145 138ZM171 137V138H172ZM237 137L239 138V137H241V139H243V140H238L237 139ZM242 137H244V138H242ZM254 139L255 138V140H253L252 138ZM100 138H102V137H100ZM121 138H122V140H121ZM149 138V137H148ZM152 138V137H151ZM246 138V139H245ZM262 138H259L256 142H258L260 139L261 140H264V139H262ZM48 139H49V137H48ZM96 139V138H95ZM166 139V138H165ZM218 139V140H217ZM163 140H164V138L163 139H161V141H159V143L161 144V145H163L164 146V148H165V146L166 145H169V143L167 144V142H168V140L167 141H165L164 140V142H163ZM249 143H246V141ZM252 140L254 141V142H252ZM237 141V142H236ZM243 141V142H242ZM153 142V141H152ZM260 142V141H259ZM58 143H60L59 144V146H58ZM166 143V144H165ZM195 143V144H194ZM214 143H215V145H214ZM233 143V144H234ZM55 144H56V146H55ZM257 144V145H256ZM234 145V146H235ZM250 145H251V147H250ZM223 146V147H222ZM240 146H241V148H243V149H245V150H243L244 152H247V151H249V152H251L250 154L251 155H253V157H252V159L250 158L251 157V155L249 156V160L248 161H246V162H249V164L247 163L246 165H244V163H246L245 161H241V159L239 160V168L238 169H240V170H238L237 169V171L234 173V176H233V181L235 182V184L232 182V184H231V186L229 187V188H225L224 187V182L223 181H221V180H218L217 181V183L216 182H214V183H216L215 185L211 182L210 184H209V182H207V183H205L204 184V182L203 181H201V179H203L202 177L201 178H199V176H202V174H201V171L199 170L200 169V166H199V164H201V167L203 166V168H207V169H212V167H213V165H214V163H219V164H221V162L222 161H224V162H222V164H223V167H229V163H231L232 162V160L234 161L236 158H238L239 157V155H241L243 152H242V150L240 149L239 150V148H240ZM258 148H257V147ZM56 147V148H55ZM57 147H59L58 149L59 150H57V151H55L56 149H57ZM190 147L192 148V149H190ZM250 147V148H249ZM60 148H62V150H60ZM154 148H157V149H154ZM200 148H202L203 150V152H202V155L199 153V155H200V157L201 156H203V154H204V157H206V158H204L205 159V161H207V162H205L204 161V159H203V157H201V158H197V156H199L198 155V152L199 151H197L198 149L200 150ZM218 148H219V150L220 149H222V150H218ZM228 149V151L227 150H225V149ZM231 148H232V150H231ZM236 148H237V150H236ZM253 148V149H252ZM264 148V147H263ZM53 149V148H52ZM193 149H195L196 151L195 152H197V153H195L194 152V150ZM223 149H224V152L225 151H227V152H222L223 151ZM186 150V151H185ZM236 150V152L238 153H240V151L242 152V153H240V154H238V155H235L236 154V152L234 153V151ZM251 150V151H250ZM252 150H254V151H252ZM190 151V152H189ZM201 151V150H200ZM218 151V152H217ZM234 153H232V152ZM161 152V153H160ZM208 152V153H207ZM160 153V154H159ZM206 153V154H205ZM210 153H211V155H210ZM216 153V154H215ZM218 153V154H217ZM105 154L108 156V159H104V157H105ZM165 154H163V155H165ZM207 154H208V156H207ZM165 155V156H166ZM197 155V156H196ZM206 155V156H205ZM213 155V156H212ZM215 155H216V157H215ZM233 155H234V157L235 158H232L233 157ZM104 156V157H103ZM212 156V157H211ZM232 156V157H231ZM101 157V158H100ZM208 157V158H207ZM215 157V158H214ZM257 157V158H256ZM212 158V159H211ZM232 160H231V159ZM255 158L257 159L256 161H255ZM176 159V160H175ZM191 159V158H190ZM100 160V161H99ZM188 160V159H187ZM209 160V161H208ZM215 160H218V161H216V162H214ZM220 160H222V161H220ZM231 160V161H230ZM210 161H211V163H210ZM220 161V162H219ZM241 161V162H240ZM254 161H255V163H254ZM93 162H95V163H93ZM173 162V163H172ZM174 162H175V164L177 165H175L174 164ZM183 162V163H182ZM186 162V163H185ZM169 163H170V165H169ZM90 164H91V166H90ZM95 164V165H94ZM98 164V165H97ZM172 164H173V166H172ZM192 164V165H191ZM221 164V165H222ZM229 164V165H228ZM41 165H43V164H41ZM40 165V167L38 168V169H40V170H42V168H43V166H41ZM167 165H169L168 167H167ZM187 165H188V167H187ZM190 165H191V167H190ZM195 165H196V168H195ZM248 165H251V166H248ZM81 166V167H80ZM96 166V167H95ZM175 166L177 167V168H175ZM178 166L179 167H181L180 169H181V171H180V173L179 174H181L182 176H184V177H181V179H180V177H178V172L179 171H177L179 168H178ZM186 166V167H185ZM193 166H194V168H193ZM85 167V168H84ZM89 167V168H88ZM164 167V168H165ZM174 167V170L172 169V168ZM184 167V168H183ZM190 167V169H188ZM198 167H199V169H198ZM186 168V169H185ZM194 169V170H192V169ZM172 169V170H171ZM202 169V168H201ZM72 170V171H71ZM88 170H89V173H88ZM70 171H71V174H70ZM167 171V172H166ZM175 171H177V172H175ZM184 173H183V172ZM241 171V172H240ZM197 172V173H196ZM239 172V173H238ZM248 172V173H247ZM110 173V172H109ZM176 173H177V175H176ZM191 173H193V175H191ZM199 173V174H198ZM241 173H243V174H241ZM68 174V175H67ZM70 174V175H69ZM108 174V172L107 173H104V174H102V176L104 175V176H106V175ZM173 174V175H172ZM195 174V175H194ZM246 174V175H245ZM40 175H41V172H39V174L35 177V179H34V182L32 183L33 184V186L34 185H36L35 183H37V180L40 178ZM72 175V176H71ZM109 175V174H108ZM164 175V176H163ZM172 175V176H171ZM196 175H198V176H196ZM244 175V176H243ZM249 175H251V176H249ZM67 178H66V177ZM88 176V177H87ZM174 176V177H173ZM246 176V177H245ZM247 176H249V178L247 177ZM236 177V178H235ZM251 177V178H250ZM185 178V179H184ZM186 178L188 179L187 181H191V183H189L188 184V186H190V188H191V186H193L194 187V189H193V187H192V189H190V190H192L193 191V193H196L197 194V197H196V195L195 196H193L192 198H191V206H190V208L187 206V207H185L180 213H176L172 218L173 219H171V220H169L168 219V222H169V225H167V223L166 224H164V222L161 220L162 218L161 217H163L162 216V213L165 211V208H164V206H165V204L164 203H167V202H169V201H171L170 200V198L172 199V194H174L173 195V200H175V199H177L176 197H178V199H179V197L181 198L182 196V194L183 193H185V189H187V188H185V187H188L187 186V181H186ZM244 178H246L247 179V181H245V179ZM90 179V180H89ZM193 179V180H192ZM235 179V180H234ZM249 179V180H248ZM82 180H85L84 182L82 181ZM198 180V181H197ZM244 180V181H243ZM76 181H77V183H78V185L76 186ZM182 181V182H181ZM221 181V182H220ZM237 181H239L238 183H237ZM80 182V183H79ZM90 182V183H89ZM100 182V183H99ZM160 182H163L162 184L160 183ZM165 182V183H164ZM185 182H186V184H185ZM193 182V183H192ZM242 182V183H241ZM75 183V184H74ZM160 183V184H159ZM179 183V184H178ZM203 183V184H202ZM149 185V182H146V187ZM247 184V183H246ZM245 184V185H246ZM223 185V186H222ZM159 186V187H158ZM163 186V187H162ZM218 186V187H217ZM170 187V188H169ZM70 188H73V189H70ZM127 188H128V191L129 192H125V190H127ZM164 188V189H163ZM210 188V189H209ZM131 191H130V190ZM184 191H183V190ZM215 191H214V190ZM217 189V190H216ZM223 189V190H222ZM227 189V190H226ZM70 190V191H69ZM79 190V189H78ZM201 190H203V191H201ZM208 190V191H207ZM182 191H183V193H182ZM192 191H190V192H192ZM70 192V193H69ZM200 192H201V194H200ZM227 192V193H226ZM68 194V196H67V194ZM119 193H120V196H119ZM168 193V194H167ZM199 193V194H198ZM212 193V194H211ZM73 194V193H72ZM118 194V195H117ZM131 194V195H130ZM205 194V195H204ZM229 194V195H228ZM166 195V196H165ZM209 195V196H208ZM212 195V197H210ZM136 196V195H135ZM176 196V197H175ZM203 196H204V198H203ZM174 197H175V199H174ZM199 197H200V199H199ZM207 197V198H206ZM212 198V201H210L211 199L210 198ZM54 198H56V200L54 199ZM100 198V199H99ZM195 198V199H194ZM107 199V200H106ZM109 199V200H108ZM116 201H115V200ZM123 199V200H122ZM144 199V200H143ZM210 199V200H209ZM122 200V201H121ZM158 202H157V201ZM169 200V201H168ZM209 200V201H208ZM216 200V201H215ZM101 201V202H100ZM162 201H164V202H162ZM203 201V202H202ZM217 202V203H215V202ZM97 202V203H96ZM102 202H104V203H102ZM162 204H161V203ZM203 204H202V203ZM206 202H207V204H206ZM211 202V203H210ZM53 203V204H52ZM92 203H93V205H92ZM99 203H101V204H103L102 206H101V204H99ZM124 203V204H123ZM159 203V204H158ZM94 204H98L96 207H95V209L93 208V206H94ZM106 204V205H105ZM121 204V205H120ZM164 204V205H163ZM200 204V205H199ZM217 204V205H216ZM48 205H49V207H48ZM113 205H115V207L113 208L112 206ZM163 205V206H162ZM190 205V204H189ZM194 205V206H193ZM209 205V206H208ZM99 206V207H98ZM110 206V207H109ZM127 206V207H128ZM206 206V207H205ZM137 207V208H136ZM209 207V208H208ZM52 208V209H51ZM100 209V211H99V209ZM102 208V209H101ZM196 208H198V209H196ZM201 208V209H200ZM105 211H104V210ZM200 209V210H199ZM205 209H207V210H205ZM209 209V210H208ZM210 209H211V212H210ZM33 210V211H32ZM110 210H112L111 212H110ZM204 210V211H203ZM68 211H69V213H70V215H69V213H68ZM102 211V212H101ZM115 211H116V209H115ZM157 211H159V212H157ZM198 211V212H197ZM200 211V212H199ZM203 211V212H202ZM206 211H209L207 214H209V213H211V214H209L208 216L206 215ZM215 211V212H214ZM53 212H55V213H53ZM66 212V213H65ZM107 212V213H106ZM135 212V213H134ZM196 212V213H195ZM68 213V214H67ZM74 213V214H73ZM94 215H93V214ZM111 213V214H110ZM201 213V214H200ZM202 213H203V215L206 217V219H204V218H202V217H204L203 215H202ZM215 213H217L216 214V217L214 216V214ZM93 216H92V215ZM158 214H160V216H158ZM35 215V216H34ZM65 215V216H64ZM71 215H72V217H71ZM103 215H105V216H103ZM108 215H109V217H108ZM34 216V217H33ZM37 216V217H36ZM51 216V217H50ZM100 216H102V217H100ZM30 217H32V218H30ZM64 217H66V218H64ZM74 217V218H73ZM77 217H79V219L77 218ZM82 217H83V219H82ZM98 217H99V219H98ZM215 217V218H214ZM38 218V219H37ZM73 218V219H72ZM92 218V219H91ZM104 218V219H103ZM105 218H107V220L105 219ZM137 218H138V220H137ZM35 219V220H34ZM66 219H68V221H69V223H68V221L66 220ZM72 219V220H71ZM77 219V220H76ZM89 219H90V221H89ZM100 219H103V221L102 220H100ZM108 219H111V220H108ZM161 221H160V220ZM55 220V221H54ZM83 220H86V221H84V223H83ZM92 220V221H91ZM99 220V221H98ZM137 220V221H136ZM175 220V221H174ZM197 220H198V222H197ZM203 220V221H202ZM28 221V222H27ZM98 222V224H97V222ZM109 221V222H108ZM142 221V222H141ZM187 221V222H186ZM192 221V222H191ZM195 221H196V224H195ZM108 222V223H107ZM160 222H163V224L165 225H162L161 226V228H160ZM207 222V223H206ZM34 223V224H33ZM89 223V224H88ZM97 224V225H101V227H99L98 228V226H97V231L94 233L93 232V230L95 229L94 228V226H95V224ZM139 223V224H138ZM146 223V224H145ZM171 223V224H170ZM188 223V224H187ZM189 223H192L193 224V226H195V227H192L191 229L189 228L190 227V224ZM41 226H40V225ZM76 224V225H75ZM82 224H84V225H82ZM106 226H105V225ZM109 226H108V225ZM137 224V225H136ZM142 224V225H141ZM151 224V225H150ZM69 227H68V226ZM82 225V226H81ZM99 225V226H100ZM167 225V226H166ZM189 225V226H188ZM203 225V226H204ZM225 225L226 226H222L223 228L225 227L226 229H224V231L226 230L227 231V223H225ZM20 226V227H19ZM21 226H22V228H21ZM25 226V227H24ZM38 226V227H37ZM81 226V227H80ZM150 226V227H149ZM172 226V227H171ZM199 226V227H200ZM65 227H66V229H65ZM83 227V228H82ZM153 227H155V228H153ZM177 227V228H176ZM37 228H39V229H37ZM94 228V229H93ZM161 230H160V229ZM173 228V229H172ZM254 228V226L251 228V229H253ZM22 229V230H21ZM25 229V230H24ZM27 229V230H26ZM136 229V230H135ZM139 229H141V231H139ZM171 229V230H170ZM17 230V231H18ZM68 230V231H67ZM75 230V229H74ZM133 230V231H132ZM159 230H160V232H159ZM165 232H164V231ZM223 230V229H222ZM20 231H21V233H20ZM23 231V232H22ZM67 231V232H66ZM163 231V232H162ZM168 231V232H167ZM191 231V232H190ZM193 231H194V233H193ZM222 231L223 232V235L224 234H226L227 232L225 231ZM26 232H28V233H26ZM103 232V233H102ZM107 232H109L108 234H107ZM133 232V233H132ZM183 232V233H182ZM188 232V233H187ZM200 232V231H199ZM222 232H221V234H222ZM18 233H20L21 235H18ZM23 233H25L24 234V236H23ZM38 233V234H37ZM62 233V234H63ZM64 233V234H65ZM92 233L93 234H95L96 235V237L94 238V240L96 241H98L100 238H102V237H104V235L105 236H107L108 237V239L110 240L109 242H104V238H103V241H101L100 243H99V246H98V248L96 247V250L94 251V253H93V255L92 254H89V252H88V244H87V242H88V238L90 239V236L92 235ZM186 233V234H185ZM197 235H196V234ZM35 236H33V235ZM67 234H65V236H64V238H66V236H67ZM125 234V235H124ZM163 234V235H162ZM184 236H183V235ZM15 235V236H16ZM28 235V236H27ZM157 235V236H156ZM187 235H189V236H187ZM25 236H27V237H25ZM33 237L34 239V241L32 242L31 240H32V238H28V237ZM39 236H40V238H39ZM182 236V237H181ZM191 236V237H190ZM183 237H187V238H183ZM189 237V238H188ZM26 240H25V239ZM151 238H154V240H155V242H154V240H153V242L152 243H148L149 241H150V239ZM162 238V239H161ZM164 238V239H163ZM198 238L196 239V242H197V244H198ZM28 239H30V240H28ZM62 239H63V237H62ZM144 239V240H143ZM187 239H188V241H187ZM0 240H1V238H0ZM24 240H25V246L27 245V243L29 244V242H32V243H30L29 245H28V247L26 246H23L24 244ZM29 241V242H26V241ZM36 240V241H35ZM162 240V241H161ZM181 240H183V241H181ZM13 241V240H12ZM93 241V240H92ZM147 241V242H146ZM161 241V242H160ZM168 241H169V243H168ZM185 241V242H184ZM186 241H187V243H186ZM190 241V242H189ZM23 242V243H22ZM140 242V243H139ZM145 242V243H144ZM189 242V243H188ZM183 243H185V244H183ZM164 244V245H163ZM182 246H181V245ZM120 246V248H119V246ZM154 245V246H153ZM161 245V246H160ZM180 245V247H178ZM105 246V247H104ZM140 246V247H139ZM145 248H144V247ZM149 246V247H148ZM153 246V247H152ZM156 246V247H155ZM17 247V248H16ZM115 249H114V248ZM141 247H142V249H141ZM162 247V248H161ZM169 247V248H168ZM170 247H172L173 248V250H172V248H170ZM182 247V248H181ZM187 247V246H186ZM28 248V249H27ZM81 248V249H80ZM144 248V249H143ZM150 248H152V249H150ZM165 248H166V250H165ZM175 248V249H174ZM16 250H18V252H16ZM21 250V251H20ZM25 250V251H24ZM136 250V251H135ZM153 250V251H152ZM169 250V251H168ZM197 250V249H196ZM79 251V252H78ZM107 251V252H106ZM144 251V252H143ZM148 251V252H147ZM166 251V252H165ZM172 251V253L174 252V255L173 254H171L170 252ZM175 251L177 252L176 254H175ZM195 251V250H194ZM20 252H22V253H20ZM28 252V253H27ZM143 252V253H142ZM165 252V253H164ZM17 253V254H16ZM117 253V254H116ZM136 253V254H135ZM139 253V254H138ZM141 253V254H140ZM23 254V255H22ZM92 255V256H91ZM101 255H102V258L103 259H101L100 257H101ZM150 257H149V256ZM154 255H156V256H154ZM169 255H170V257L172 258V256L171 255H173L176 259L175 260H170V258H169ZM10 256H11V258H10ZM21 256H22V258L23 259H21ZM100 256V257H99ZM104 256V257H103ZM118 256V257H117ZM154 256V257H153ZM157 256H158V259H157ZM177 256V257H176ZM179 256V257H178ZM13 257V258H12ZM14 257H16V258H14ZM28 257V258H27ZM71 257V258H70ZM116 257V258H115ZM148 257V258H147ZM9 258H10V260L12 259V261H10L9 260ZM92 258H94V259H92ZM100 258V259H99ZM153 258V259H152ZM179 258H180V261H179ZM2 259V260H1ZM5 259V260H4ZM8 259V260H7ZM16 259V260H15ZM17 259H19V261L17 260ZM68 259V260H67ZM80 259H81V261H80ZM168 259L170 260V261H172L171 263H169L168 262ZM24 260V261H23ZM29 260L31 261V262H29ZM90 260H91V262H90ZM100 260V261H99ZM102 260V261H101ZM115 260V261H114ZM147 260V261H146ZM4 261H5V263H4ZM10 263H9V262ZM16 261V262H15ZM66 261V262H65ZM94 261V262H93ZM117 261V262H116ZM7 262V263H6ZM15 262V263H14ZM74 262V263H73ZM93 262V263H92ZM96 262V263H95ZM152 262V263H151ZM157 262V263H156ZM174 262H176V263H174ZM191 264V263H190Z\"/></svg>",
    "mask_w": 264,
    "mask_h": 264
}]
</instances>
